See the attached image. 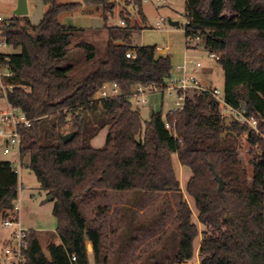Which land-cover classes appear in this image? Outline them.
Wrapping results in <instances>:
<instances>
[{
	"label": "trees",
	"instance_id": "obj_1",
	"mask_svg": "<svg viewBox=\"0 0 264 264\" xmlns=\"http://www.w3.org/2000/svg\"><path fill=\"white\" fill-rule=\"evenodd\" d=\"M42 2L46 10L37 25L28 16H16L8 25H0L6 45L19 50L0 56V68L11 74L3 79L11 85L5 98L30 121L29 126L17 127L19 161L28 156V166L41 189L52 197L55 231L61 242L47 246V258L36 231L27 230L23 264H90L89 252L93 264H122L129 243L136 238L128 236L123 246L117 240L109 245L108 235L100 224L87 219L83 206L108 193L143 197L179 192L172 156L191 172L185 191L204 228L200 233L192 210L181 200L175 231L166 237L173 243L172 264H187L195 254L199 264H264V140L245 124L224 126L214 98L193 91L187 92L181 111L164 116L152 113L143 125L139 109L131 103L133 90L166 84L173 70L170 59L157 55L156 46L114 44L142 29L126 25L110 28L106 55L95 69L74 74L78 62L70 64L68 58L77 30L63 26L60 16L85 4L101 11L107 21L116 3ZM125 2L136 5L142 14V0ZM184 17L186 48L199 47L218 56L224 100L233 107L246 106L264 132V0H185ZM72 49L80 51L86 62L95 58L91 44L81 42ZM127 51L134 58L127 59ZM106 84H116L120 96L97 98ZM68 133L75 136L63 143ZM244 134L252 159L251 177L242 168L238 152ZM217 176L224 183L221 191ZM18 189L15 167L10 161H0L2 220L17 218ZM103 211L99 208L96 216L103 217ZM156 222L158 217L130 232L146 233ZM71 256L76 258L74 263ZM163 259L150 255L131 264H164Z\"/></svg>",
	"mask_w": 264,
	"mask_h": 264
},
{
	"label": "rangeland",
	"instance_id": "obj_2",
	"mask_svg": "<svg viewBox=\"0 0 264 264\" xmlns=\"http://www.w3.org/2000/svg\"><path fill=\"white\" fill-rule=\"evenodd\" d=\"M125 1V0H123ZM123 6L121 0H114ZM165 4L158 7L156 0H142V13L145 16V21L135 14L136 5L130 3L129 11L126 9L122 12L123 16L127 15L128 21L126 25L133 26L134 19L137 26H141V30H135L131 39V44L135 46H156L160 48L168 47V56L171 59V64L174 68L182 63L184 58L195 59L201 62L202 69L198 72L197 77L201 82H205L212 87L223 90L224 74L218 62L212 61L208 57V53L202 48L187 49L185 45L184 27L186 19L184 17V4L185 0H165ZM115 5V6H116ZM119 6V5H118ZM114 11V10H113ZM34 6L30 10L28 17L34 18ZM137 12V10H136ZM38 13V12H37ZM128 13V14H127ZM113 14V12H112ZM162 18L164 25L162 28H156L155 23ZM121 17L114 14L113 19H108L107 23L111 26H118L117 28H125L120 24ZM170 22H175L178 26H171ZM0 51L4 53L12 52L11 48L1 47ZM105 48L98 46L96 48V55L93 61L86 62L82 53L78 50L71 48L68 60L78 62L74 74L84 73L88 69H95L97 62L104 59ZM83 58V62L81 61ZM82 62V63H81ZM174 75V72H173ZM81 76H84L82 74ZM80 76V77H81ZM0 96L4 97L2 91ZM98 96V95H97ZM177 95L175 93H167L156 90L154 92L144 93L143 96L131 98L133 108L139 109L141 121L144 125L150 119L152 113L161 112L162 116L167 114L170 110L175 108L177 102ZM0 109H7L8 105L3 98H0ZM92 127L96 126L93 121ZM227 126V125H226ZM9 130V128L7 129ZM60 130H56L58 134ZM246 134L243 135L238 147L239 158L241 166L246 171L248 177L252 176L251 157L247 151V142L244 140ZM7 139L0 137V161H10L12 166L17 168L20 164L21 170L18 175L19 178V193L16 205L19 207V220L24 229H33L41 232H50L56 228V220L52 215L53 202L48 201V195L41 189L40 184L37 182L34 173L29 168V158L25 156L21 162L16 158V150H12L10 155L3 153L6 147ZM173 166L175 168L178 180L180 182V191L176 193L158 194L155 196L145 195L139 197L129 193H108L100 196L94 203L83 206V212L87 219L92 224H100L106 235H108L107 242L116 240L120 243L126 242L128 236L136 238V242H130L127 248L126 257H122V264H131L133 262L140 263L145 259V256H155V258H164V264H172L174 262V248L171 238H166L168 234L173 233L176 228V221L178 215V205L181 200H185L192 210L193 221L197 224L198 230L201 233L204 228L197 222V212L194 207V201L187 195L185 191L186 183L191 176L188 168L182 167L176 159L172 156ZM99 208L104 211L103 217H97L96 213ZM1 217V216H0ZM158 217V222L152 225L146 233L133 230L132 227L145 226L150 220ZM9 229L2 225L0 218V264H12V259L5 260L4 251L6 248L5 238ZM114 233V234H113ZM164 237V238H163ZM166 238V239H165ZM165 239V240H164ZM201 235L195 240V248L199 245ZM166 242L164 245L161 243ZM119 243V244H120ZM164 246V247H163ZM162 249L163 252H162ZM161 250L160 253H158ZM154 252V254H151ZM150 254V255H149ZM197 255H194L192 261L187 264H195L197 262ZM90 264H93L92 255H89Z\"/></svg>",
	"mask_w": 264,
	"mask_h": 264
},
{
	"label": "built area",
	"instance_id": "obj_3",
	"mask_svg": "<svg viewBox=\"0 0 264 264\" xmlns=\"http://www.w3.org/2000/svg\"><path fill=\"white\" fill-rule=\"evenodd\" d=\"M165 3V0H156V5L158 7L164 5ZM163 21L164 20L160 18L159 21L155 23V27L158 29L162 28L164 25ZM121 23L124 25V21H122ZM1 24L8 25V22L0 18V25ZM0 46H6L5 40L1 37ZM168 51V47H156L157 55L159 53H167ZM125 57L127 59H132L134 58V54L131 51H127L125 53ZM208 57L210 60L216 62L219 59L215 54H208ZM201 69L202 64L198 60H188L187 58H184L183 62L177 65L174 70H172V75L166 84H164L163 86H136L133 90L131 98L143 96L144 93L154 92L156 90H160L161 92L166 91L169 94L175 93L177 95L175 108L167 112L172 113L181 111L184 108L187 92L193 91L196 94H207L214 98V100L216 101L219 109L220 119L224 126H230L233 122L245 124L247 125L248 131H254L256 136H260L264 140V132H261L259 130L260 120H258V118H256L254 115L250 114L246 106L239 105L237 107H233L226 103V101L224 100L223 91L218 90L211 85L206 84L205 82H201L197 77V74ZM7 76H11V74L8 73ZM0 91H2L4 97H6V89L4 88L2 83L1 73ZM119 96L120 92L116 84H106L100 89L97 98L101 100H108L117 98ZM0 122L3 126H7L9 128V131L7 133L4 131H0V137H4L7 139L6 147L4 148L3 153L5 155H10L12 150L15 149V156L19 161V148L21 139L17 132V127L20 124L29 126L30 121L26 119L18 109L9 106L6 110L0 113ZM166 128H168V125H166ZM20 170L21 166L19 164L18 167L15 168V172L17 173V175H19ZM18 212L19 207L15 205L14 213L18 214ZM2 225L10 230V240L7 243L4 251L5 260L12 259V264H23V251L26 248L25 239L27 236V230L22 227L18 215L16 219L12 217L3 219ZM70 261L74 263L76 261L75 256H71Z\"/></svg>",
	"mask_w": 264,
	"mask_h": 264
},
{
	"label": "crops",
	"instance_id": "obj_4",
	"mask_svg": "<svg viewBox=\"0 0 264 264\" xmlns=\"http://www.w3.org/2000/svg\"><path fill=\"white\" fill-rule=\"evenodd\" d=\"M81 1L82 0H57V2L59 4L80 3ZM121 2L123 4L121 9L120 10L118 9V8H120V4L117 3V5L114 8L113 14L110 17H108V19H110V18L113 19L114 14L116 12V14H118V16L121 17L120 24L122 26H126L125 21H128V17H126L127 15H125V17H124L122 12H124L125 9L128 12L131 4H126V2L123 0H121ZM26 4H27V10H28L27 16L30 14V10H31L32 6H34V9L36 11L34 13L35 17L34 18L32 17V19H31V17H29V19H30V22L32 25H37L40 22L43 13L46 10V7L44 6L42 0H26ZM16 7H17V0H0V18H2L4 21L7 22L8 20L12 19L13 17H16V15L14 14ZM133 7H135V6H133ZM136 10H137V12H136ZM134 11H135V14L137 13L136 15L138 17H140L142 19L141 16H143L144 20H145V16L143 15V13L140 15L138 13V9H135ZM141 11H142V9H141ZM135 20H136V18L134 19L133 26H137V23L135 22ZM59 21L63 26L72 27V28H75L77 30L71 39L70 48H73L78 43L85 42V43L91 44L95 48V52H96V48L98 46H103L105 48V55L107 52L108 44L111 41L110 28H117L118 27V26H114V25L110 26L107 23L108 20L106 21L103 19L101 11H99L95 7L87 6L85 4H81L78 8H76L74 11H72L70 13L62 14L59 18ZM122 21H124V25L121 23ZM133 26L128 25V27H133ZM134 31H132L128 37L120 38L118 40L113 41V43L116 45L126 44V45L130 46L131 48L143 47V46H135V45L131 44V39L134 35ZM1 47L11 48L7 45L6 46H0V48ZM11 49H12V52H10V53H4V52L0 51V56L13 55V54H16L19 52V50H15L13 48H11ZM168 52L167 53H159L158 55L167 56L169 58ZM81 59H82L81 61L83 62V58H81ZM170 61H171V59H170ZM0 73L2 74V83H3L4 88L10 90L11 85H8L3 80L4 77H7V74L9 72L6 69L0 68ZM0 98H3L5 100V102L7 103L5 97L0 96ZM7 105H8V103H7ZM8 107H9V105H8ZM4 110H6V109H4V108L0 109V113ZM7 129H8V127L3 126L0 122V131H4L7 133L9 131ZM17 215L19 218L20 217L19 212ZM1 220H2V218H1ZM28 230H33V229H28ZM34 231H36V230H34ZM36 233H37V237L39 239L43 253L46 255L47 258H49L48 253H47V246L51 243H53L55 245L61 244V242H60V240L56 234V231L55 230L50 231V232L36 231ZM7 235H8L7 238L4 239L6 244L10 240V231H9V234L7 233ZM197 248H198V246H197ZM90 254L91 253L89 252V255ZM196 258H197V262L195 264H199L198 257H196Z\"/></svg>",
	"mask_w": 264,
	"mask_h": 264
},
{
	"label": "water",
	"instance_id": "obj_5",
	"mask_svg": "<svg viewBox=\"0 0 264 264\" xmlns=\"http://www.w3.org/2000/svg\"><path fill=\"white\" fill-rule=\"evenodd\" d=\"M28 10H27V4H26V0H17V7L16 10L14 11V14L16 16H27ZM171 26H178L177 23L175 22H170ZM75 134L74 133H68L66 135L63 136L62 141L63 143H69L73 138H74ZM216 180L218 182V191H221L223 189L224 183L221 180L220 177H216ZM48 201L52 200L51 196H48Z\"/></svg>",
	"mask_w": 264,
	"mask_h": 264
}]
</instances>
